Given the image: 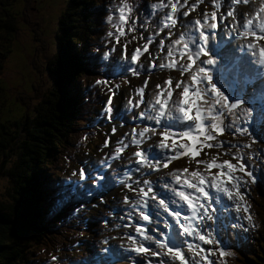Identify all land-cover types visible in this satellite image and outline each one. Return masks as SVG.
<instances>
[{
  "label": "snow or ice",
  "instance_id": "1",
  "mask_svg": "<svg viewBox=\"0 0 264 264\" xmlns=\"http://www.w3.org/2000/svg\"><path fill=\"white\" fill-rule=\"evenodd\" d=\"M98 7L108 24L101 71H118L85 84L83 99L101 107L83 127H111L96 148L107 151L79 160L64 178L82 200L68 216L79 226L96 210L94 221L114 233L99 243L119 241L113 264H227L233 247L260 227L250 193L264 189V0H112ZM79 47L62 69L69 97L78 88L72 75L96 59L97 49ZM157 70L166 75L153 83ZM129 77L142 82L133 86ZM122 85L130 93L124 104Z\"/></svg>",
  "mask_w": 264,
  "mask_h": 264
},
{
  "label": "trees",
  "instance_id": "2",
  "mask_svg": "<svg viewBox=\"0 0 264 264\" xmlns=\"http://www.w3.org/2000/svg\"><path fill=\"white\" fill-rule=\"evenodd\" d=\"M27 1L0 0V179L1 187L6 186V177L15 183L12 206L19 208L18 213H14L9 209V202L0 200V264H34L35 259L43 257L40 252L65 246L64 242H53L51 232L57 220L48 218L53 214L46 211L49 201L44 197L41 185L48 179V169L53 171L59 160V150H71V146H66L73 145V142L67 138L76 132L77 124L81 122L77 118L87 116L95 106L83 99L85 94L79 84L83 80L85 85L86 77L92 71L80 69L72 75L78 88L76 96L69 97L63 86L62 69L71 49L80 51L79 46L83 45L88 50L98 41L101 13L98 6L111 0H65L53 33V56L44 65L46 77L39 75L32 57L33 68L30 69L34 73L30 76L28 88L19 85L6 87L2 71H6L5 60L24 34L23 20H31L28 24L32 28L31 37L36 39L33 52L45 40L36 31L37 18ZM9 88L11 92H8ZM7 104L13 105L17 112L10 111L3 118ZM12 157L15 160L10 162ZM37 164L45 165L40 167L45 170L40 175L36 173ZM45 187L47 192L51 190L48 183ZM251 205L256 210L254 216L260 227L248 233L246 242L239 241L238 248L233 247L235 255L227 261L264 264V189L254 186ZM34 215H41V218ZM74 232L75 227L69 225L68 235Z\"/></svg>",
  "mask_w": 264,
  "mask_h": 264
},
{
  "label": "rangeland",
  "instance_id": "3",
  "mask_svg": "<svg viewBox=\"0 0 264 264\" xmlns=\"http://www.w3.org/2000/svg\"><path fill=\"white\" fill-rule=\"evenodd\" d=\"M117 2H118V0H117ZM64 3H65V0H28L27 1L26 4H29L30 10L33 11L34 16L37 18V23H36V27H35L36 31H38L39 35L41 37H43L45 40L41 41V45L40 46L38 45V47L35 49V52H33V48H34L36 39L35 38L32 39V37H31L30 32H32V28L28 25L29 21H31V20H26V19L23 20V22L25 23L22 25L25 29L24 34L21 35V38L19 39L18 42H16V45H14L12 52L7 57V59L5 60V70L6 71L4 73H2V78H3V80L5 79V86L6 87L19 85L23 89L28 88L30 76H31V74L34 73L33 70L30 69V67L33 68V64L31 62L32 57H33V61H35V65L37 66V68L39 70V75L42 78H44V76H45L44 65H45L46 61L49 60L50 58H52V56H53V49H54V45H55L54 44L55 42L53 39V36H54L53 33H54L55 28H56L57 16L60 12V9L64 6ZM36 8H37V13H36ZM27 16H28V13L25 17H27ZM31 17H32V15H31ZM32 19H33V17H32ZM142 19H143V17H142ZM98 22H99L98 32L100 35L104 36L105 31L108 30V24L105 21V17L103 19V23L100 20ZM141 22H143V20ZM102 24H104L105 28L101 29ZM40 27H41L42 31L40 30ZM149 30H151V29H149ZM144 32H145L144 35L147 36L148 30H144ZM134 34L137 35L138 37L140 35L139 32L134 33ZM131 35H133V34H129V36L126 38L130 40ZM140 42L141 41H139V39L136 41H132L129 44V48H128L129 53L131 52L132 48L136 47V45ZM150 50L152 51L151 46H150ZM102 52L100 54H102ZM115 56L116 57L119 56V48H117ZM142 59L144 62H146L148 59L147 55H145ZM98 62L103 63L104 65H106L108 63L107 61H104L101 59ZM95 68H97V70L102 69V66H97ZM116 71H118V70L115 69L114 67L108 66L104 74L107 76L108 79H112V77ZM164 75H166V73H161L159 70H157L155 73L151 74V79H152L153 83H155V82H157V77H162ZM173 75L175 76V73H173ZM102 76H103V73L98 72V71H96V73L94 75L95 79L100 78ZM129 78L131 79L133 86H136L142 82L141 80H139L138 78H135V77H129ZM114 82H121L122 83L121 77L116 76V80ZM99 87L100 86H98V88H97L98 90H99ZM122 90H128L127 86L122 85ZM35 93L37 94V91H35ZM125 95L128 96L129 92L126 91L124 93V97H125ZM118 99H119L120 104L125 103V101H123L122 96L119 97ZM113 103L114 104L117 103V98H114ZM10 111H12L13 113H14V111L17 112L16 109L14 110L13 105L7 104L6 109L4 110L2 117L5 118L6 116H8V113ZM87 123H90V121L82 120L80 123L77 124L76 132L74 134H72L71 136H68V138H67L69 142H73V144L79 145V147L82 151L75 154L73 161L69 162L67 165L62 163L60 169L59 170L57 169L55 171V173L60 174L59 176L55 177L56 181L58 182L56 187L59 188L60 190H64L66 192V195L71 197V201L69 203L70 205L73 202H76L78 200L76 198V196L80 193H76L74 195L70 191V186L66 187L63 185V179L65 177L69 176L72 169H78L80 167V164L78 162L79 160L87 159L88 157L96 159V158H99L101 155H103L104 151H107V149H105V150L98 152L96 150L97 147H95V146H97L96 142L91 141L87 146H82L80 144L79 138L81 135L84 134V132H88L89 137H90V127H87V128L83 127ZM129 126L131 127V125H129ZM110 127H111V125H109V124H102L99 127V129L98 130L96 129V130L101 134L99 136L103 137L102 134L105 133L107 131V129ZM223 139L230 140L231 137L228 135H225L223 137ZM241 139L246 140L247 138L244 137ZM78 142H79V144H78ZM69 146H73V145H68L66 147H69ZM85 152L88 153V156L84 155ZM14 160H15V158L12 157L9 161L13 162ZM178 166H182V165L180 164ZM36 167H39L36 171V173L38 172L39 175L42 173V171L45 172V170H41V168H40V167H45V165L37 164ZM36 167L34 169H36ZM48 171H50V169H48ZM45 175H46V173H45ZM4 182H5L6 186L1 187L2 183H1V179H0V187H1L0 188V200H3V202H9L10 203L9 209L14 211V213H18L19 208L16 205L14 207L12 206L14 203V199H15V194H14V191L16 189L14 186L15 183L11 179H8L7 177L5 178ZM46 183H52L53 184L52 181H50L49 179H46L42 183L41 187H43ZM252 194H253V189H251L250 199L252 197ZM251 210L253 212H256L255 208H253V207L251 208ZM92 211H96V210L93 209L89 212H86L84 215L90 214ZM9 212H11V211H9ZM95 215H96V212L89 215V219H88L89 220L88 221L89 230H84V231H86V238H87L85 245L87 247L91 248L93 250V253H89L88 248H83V246L80 243L77 246V242L74 241L72 244H70V246L68 248L69 254L67 253V255H65L64 257H61L63 250L59 249L58 251H54L52 253V255H56V256H59L60 258H62V260H64V264H69L70 262H72V264H86L85 262H86L87 258H89L87 264H113L114 258L117 257L120 253V249L118 247L119 241H112L108 245H102L99 243V241L102 239L103 236H101V234H100L101 224H96V223H94V221H92V220H94ZM35 217L40 219L41 215H38ZM221 223H222V226L225 223H227V218H225ZM229 235H231V232H229ZM101 248H107V251H99L98 249L101 250ZM102 252L104 254H106V256H108V258L105 259V261H97L96 260V258H97L96 253L102 254ZM40 253L42 256L44 255L43 252H40ZM94 258H95V260H94ZM45 262H46V264H55V262H53V261L51 263L49 260H46L45 256L42 258V260H41V257L35 259L33 263L34 264H45ZM115 264H127V262L125 260H122V259H115ZM227 264H243V263H241L240 261L237 260L236 262L227 261Z\"/></svg>",
  "mask_w": 264,
  "mask_h": 264
},
{
  "label": "clouds",
  "instance_id": "4",
  "mask_svg": "<svg viewBox=\"0 0 264 264\" xmlns=\"http://www.w3.org/2000/svg\"><path fill=\"white\" fill-rule=\"evenodd\" d=\"M112 1V0H111ZM100 37H102V35H98V41H99V39H100ZM152 48H154V51H155V45H152ZM92 72L86 77V83H88V82H92L93 80H95V77H94V75H95V73H96V71H94L93 69H90ZM103 76H106L104 73H103ZM97 88L98 87H96L94 90H97ZM105 92H106V90H105ZM98 97L99 96H101L102 94H101V92H99V93H97L96 94ZM103 98H105L106 99V94L104 93L103 94ZM94 104V106H95V108H100L101 107V104H100V102H99V100H97L95 103H93ZM128 127H130V126H128ZM57 223V222H56ZM59 249L58 248H56V249H54V250H48L46 253H44V256L46 257V260H49L51 263H52V261H51V259H50V256L52 255V253L54 252V251H58ZM36 254V253H35ZM41 260H42V257H41Z\"/></svg>",
  "mask_w": 264,
  "mask_h": 264
},
{
  "label": "bare ground",
  "instance_id": "5",
  "mask_svg": "<svg viewBox=\"0 0 264 264\" xmlns=\"http://www.w3.org/2000/svg\"><path fill=\"white\" fill-rule=\"evenodd\" d=\"M5 72V71H4ZM3 71H2V73H4ZM8 92H11V89L9 88L8 89ZM86 118V116H84V115H82V117L81 118H77V119H79L80 121H82V120H84ZM178 165H180V164H174L173 166H178ZM82 202V200H77V203L79 204V203H81ZM64 248L63 249H61V250H63V253H62V256L61 257H64L65 255H67V253L69 254V251H68V245L64 242ZM43 257H44V255H43ZM42 257V258H43Z\"/></svg>",
  "mask_w": 264,
  "mask_h": 264
}]
</instances>
